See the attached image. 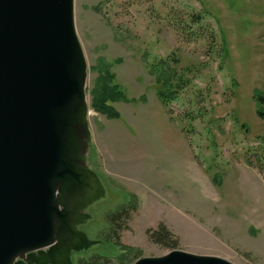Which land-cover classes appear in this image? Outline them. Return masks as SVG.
Here are the masks:
<instances>
[{
  "label": "rangeland",
  "instance_id": "374dc122",
  "mask_svg": "<svg viewBox=\"0 0 264 264\" xmlns=\"http://www.w3.org/2000/svg\"><path fill=\"white\" fill-rule=\"evenodd\" d=\"M74 23L97 191L74 208L77 238L57 263L182 250L264 264V0H74ZM102 63L133 100L112 104L116 120L92 108ZM169 68L182 87L166 107L157 74ZM161 225L177 248L152 240Z\"/></svg>",
  "mask_w": 264,
  "mask_h": 264
},
{
  "label": "water",
  "instance_id": "95a60500",
  "mask_svg": "<svg viewBox=\"0 0 264 264\" xmlns=\"http://www.w3.org/2000/svg\"><path fill=\"white\" fill-rule=\"evenodd\" d=\"M86 79L74 0H0V264H58L77 238L74 208L97 191ZM135 264L234 263L173 250Z\"/></svg>",
  "mask_w": 264,
  "mask_h": 264
},
{
  "label": "trees",
  "instance_id": "16d2710c",
  "mask_svg": "<svg viewBox=\"0 0 264 264\" xmlns=\"http://www.w3.org/2000/svg\"><path fill=\"white\" fill-rule=\"evenodd\" d=\"M108 1L111 0H107V2ZM158 69L159 67L155 66V70L158 71ZM99 71V77L95 81L94 86L91 90L92 108L106 118L116 120L119 118V113L112 106V104L133 100L128 99L121 87L115 83V76L110 71V67L108 64L102 63V65L99 67ZM175 78H177L176 72H174V70H171L170 68L169 70H163L159 74H157V82H159V89L157 92L158 97L166 107L168 106L170 101L177 97V94L179 93L178 90L182 87L180 79L179 82L177 79L175 83ZM259 114L262 115L260 112ZM261 143H263L264 145V138L262 139ZM261 154L262 157L260 159L264 160V150ZM125 211L126 209L123 208L119 212L110 215L109 222L110 225H112L110 233L113 234L115 232V222L120 218V216L125 213ZM151 238L157 244L170 246L169 243L172 242L173 234L167 229V227L161 225L157 232H153L151 234ZM114 242L118 245H121L118 237L114 240ZM177 244V241H173V244L170 247L177 248ZM120 258H122V256ZM101 259L102 262H105L107 260L105 258L103 259V257ZM90 264H93L92 261Z\"/></svg>",
  "mask_w": 264,
  "mask_h": 264
}]
</instances>
